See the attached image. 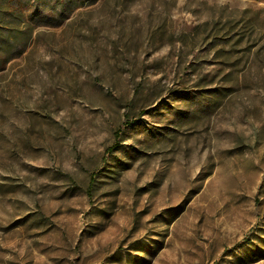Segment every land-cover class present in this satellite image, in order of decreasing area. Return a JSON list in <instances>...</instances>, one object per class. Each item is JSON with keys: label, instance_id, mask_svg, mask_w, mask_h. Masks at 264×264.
<instances>
[{"label": "rangeland", "instance_id": "374dc122", "mask_svg": "<svg viewBox=\"0 0 264 264\" xmlns=\"http://www.w3.org/2000/svg\"><path fill=\"white\" fill-rule=\"evenodd\" d=\"M58 7L0 0V264H264V0Z\"/></svg>", "mask_w": 264, "mask_h": 264}, {"label": "trees", "instance_id": "16d2710c", "mask_svg": "<svg viewBox=\"0 0 264 264\" xmlns=\"http://www.w3.org/2000/svg\"><path fill=\"white\" fill-rule=\"evenodd\" d=\"M55 5L59 6L57 8V13L60 16V18L66 17L76 6L83 5L84 3L92 2L93 0H54ZM34 14V11H32ZM11 22L8 20H3L0 22V49L2 47H5L4 50H6L8 47L13 48V54L19 55L23 52L24 47L27 43V39L29 37V27L26 25V30L24 31V35L20 38H16L15 36L8 38L5 37L4 31L10 28ZM9 57L6 56L4 61L8 60ZM118 133V132H117Z\"/></svg>", "mask_w": 264, "mask_h": 264}]
</instances>
